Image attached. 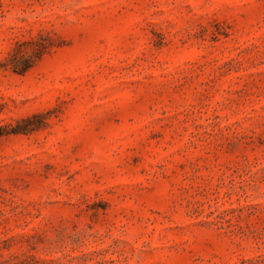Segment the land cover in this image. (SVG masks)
Wrapping results in <instances>:
<instances>
[{"label": "rangeland", "instance_id": "1", "mask_svg": "<svg viewBox=\"0 0 264 264\" xmlns=\"http://www.w3.org/2000/svg\"><path fill=\"white\" fill-rule=\"evenodd\" d=\"M0 264H264V0H0Z\"/></svg>", "mask_w": 264, "mask_h": 264}, {"label": "trees", "instance_id": "2", "mask_svg": "<svg viewBox=\"0 0 264 264\" xmlns=\"http://www.w3.org/2000/svg\"><path fill=\"white\" fill-rule=\"evenodd\" d=\"M28 68H29V66H25V67L23 68V70L26 71Z\"/></svg>", "mask_w": 264, "mask_h": 264}]
</instances>
